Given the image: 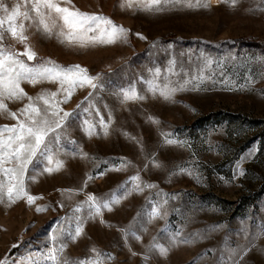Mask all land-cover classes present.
I'll return each instance as SVG.
<instances>
[{"label": "rangeland", "instance_id": "obj_1", "mask_svg": "<svg viewBox=\"0 0 264 264\" xmlns=\"http://www.w3.org/2000/svg\"><path fill=\"white\" fill-rule=\"evenodd\" d=\"M213 1L161 0L143 10L138 3L122 7L124 0H60L61 7L129 30L126 40L88 47L61 43L15 18L37 54L20 59L80 65L99 77V87L77 86L59 105L71 115L53 146V163L37 157L24 177L27 194L37 199L10 203L5 184L0 262L33 264L40 253L64 245L58 264H264V0ZM0 3L9 13L16 5L25 10L24 0ZM9 13L0 10L6 25ZM3 44L24 52L7 33ZM149 81L185 86L165 100L149 91ZM21 87L31 97L60 89L47 81ZM130 87L144 99L124 101L122 90ZM63 96L60 91L56 99ZM28 102L5 100L0 126L16 124L8 112L19 116ZM56 160L63 167L49 174L44 169L55 168ZM89 195L119 202L94 215ZM153 207L160 217H150ZM77 223L82 232L72 239Z\"/></svg>", "mask_w": 264, "mask_h": 264}, {"label": "snow or ice", "instance_id": "obj_2", "mask_svg": "<svg viewBox=\"0 0 264 264\" xmlns=\"http://www.w3.org/2000/svg\"><path fill=\"white\" fill-rule=\"evenodd\" d=\"M232 2L235 3V0H232ZM133 3H138L143 10H153V7L159 5L161 0H124L121 6L132 7ZM24 5L25 10L23 12L20 11L21 6L16 5L9 13V9L3 3H0V10L9 13L7 25L5 24V19L0 18V111H8L7 105L4 103L5 100H23L27 98L29 101L23 108L18 110L19 116L17 112H8L9 116L17 121L16 124L0 126V200L4 196L3 189L5 184H9L11 186L7 187V199L10 203L24 197H27L29 203L37 199V197L27 194L24 177L29 165L37 157L44 158L49 165L53 163V146L59 145L62 132L65 129L64 121L71 115V113L63 111L59 105L68 102L77 86H89L92 89L99 87L94 82L99 77L89 76L88 70L80 65L65 67L56 64L52 60L29 64L25 60L20 59L21 56H26L27 61H33L36 59L37 54L27 44L28 37L24 34V23L21 22L16 26L14 24L15 18L22 17L23 21H29V26L34 25L42 35H55L60 39L61 43L80 47L111 44L121 39L126 40L129 31L123 26L116 25L108 17L82 12L74 7L72 9L61 7L60 0H24ZM156 10L159 9L157 8ZM101 24L106 27L100 29ZM97 32L98 34H95ZM5 33L16 38L24 45L23 53L14 52L4 47ZM89 33L94 34L89 35ZM153 76L154 79L158 78L160 70L156 69ZM42 81L58 83L60 89L57 92L45 90L36 97H31L21 87L22 82L35 85L37 82ZM148 83L149 91L160 95L165 100H171L174 93L183 90L185 86L180 84L177 87H169L168 84L161 86L151 81ZM187 83L188 81H185V84ZM60 91H63L64 96L63 99L58 100L56 98ZM91 95L92 93H89V96ZM122 95L124 101L144 99L143 96L138 95L134 87L122 90ZM85 100H88V97H85ZM77 107H80V105H77ZM84 111H88V109H84ZM154 122L159 123V121L155 120ZM100 123L104 127L105 134H107V126L104 125L103 120ZM93 127L89 126V135L92 134ZM5 133L8 135H5ZM166 143L174 144L176 141L166 137ZM9 163H14L15 166L5 167V164ZM121 166L125 167L126 163L122 161ZM154 166L159 167V164L155 163ZM62 167L63 162L56 160L55 168L46 167L44 170L51 174ZM240 174L243 175V171ZM91 178L89 177V179ZM130 180L136 182L139 181V177L133 176ZM139 187L140 185L136 184V188L139 189ZM147 187H154V185H147ZM67 191L70 192L71 190ZM68 198L71 199V196L69 195ZM118 202L119 197L101 202L94 196L89 195L86 204L91 213L100 215L102 209L111 210V205ZM42 210L37 208V211ZM75 211L79 212L81 209L77 208ZM149 215L150 217H160V208L153 207ZM81 232L82 227L80 223H77L74 231L69 232L68 236L75 239ZM63 248L64 245H60L59 249L50 250L47 254L40 253L38 259L33 261V264H48L49 261L52 264H58L56 252L62 253ZM159 251L165 253L167 249L159 246ZM0 264H3V262H0ZM59 264H73V262L63 260ZM74 264H94V262L91 260H79L74 262Z\"/></svg>", "mask_w": 264, "mask_h": 264}, {"label": "bare ground", "instance_id": "obj_3", "mask_svg": "<svg viewBox=\"0 0 264 264\" xmlns=\"http://www.w3.org/2000/svg\"><path fill=\"white\" fill-rule=\"evenodd\" d=\"M213 2H214V3H217V2H218V0H214Z\"/></svg>", "mask_w": 264, "mask_h": 264}]
</instances>
